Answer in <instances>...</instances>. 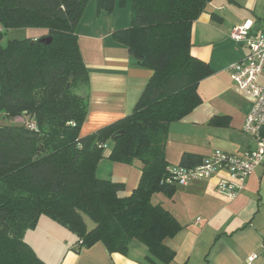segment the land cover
Wrapping results in <instances>:
<instances>
[{
  "label": "trees",
  "instance_id": "obj_1",
  "mask_svg": "<svg viewBox=\"0 0 264 264\" xmlns=\"http://www.w3.org/2000/svg\"><path fill=\"white\" fill-rule=\"evenodd\" d=\"M210 1L97 0L98 11L109 13L116 3L130 2V26L112 36L153 75L130 115L82 136L90 77L76 28L89 0H0V114L24 116L37 125H0V264H47L25 240L42 215L76 233L80 246L102 241L110 253L130 256L138 241L147 248L139 260L143 264H169L175 258L165 240L182 225L152 197L175 194L165 154L170 126L202 102L199 84L215 72L191 52L193 23ZM14 28L46 34L4 45L6 32ZM46 36L50 43L41 41ZM105 157L140 166L131 195L119 196L121 184L97 175ZM202 159L185 153L180 164ZM77 210L98 228L88 233Z\"/></svg>",
  "mask_w": 264,
  "mask_h": 264
},
{
  "label": "crops",
  "instance_id": "obj_2",
  "mask_svg": "<svg viewBox=\"0 0 264 264\" xmlns=\"http://www.w3.org/2000/svg\"><path fill=\"white\" fill-rule=\"evenodd\" d=\"M249 22L252 34L264 33V0H211L192 27L194 56L215 70L199 84L202 102L184 118L171 124L165 154L171 165L180 164L185 153L205 157L215 149L240 153L256 147L243 131L252 98L236 85L229 66L248 53L238 42L236 59L221 63V45L230 31ZM131 24L130 2L118 3L112 13L98 11L97 0H89L76 33L83 60L88 68L89 110L81 135L90 134L130 115L141 98L153 71L136 64L129 48L112 33ZM38 35V34H37ZM34 35V36H37ZM232 39V38H231ZM110 151L107 148L106 154ZM140 166L115 162L105 157L97 175L122 185L118 194L131 195L138 186ZM227 177L221 171L210 178L186 186H176L172 197L155 193L153 203L170 210L182 225L181 231L165 243L175 250L169 264H264V163L250 174L244 188L233 198L216 190ZM25 240L47 264H143L147 248L134 241L130 256L110 253L99 241L80 246L78 236L66 226L42 215ZM257 253L255 260L248 257Z\"/></svg>",
  "mask_w": 264,
  "mask_h": 264
},
{
  "label": "built area",
  "instance_id": "obj_3",
  "mask_svg": "<svg viewBox=\"0 0 264 264\" xmlns=\"http://www.w3.org/2000/svg\"><path fill=\"white\" fill-rule=\"evenodd\" d=\"M229 36L248 48L244 58L229 66V72L240 90L253 100L243 131L253 137L256 147L236 154L215 149L195 165H171L167 180L174 185L186 186L225 171L227 177L218 181L216 190L233 198L244 188L252 171L264 163V33L252 34L251 24L247 22L234 27ZM24 123L31 129L37 128L33 119H27ZM262 247L264 248V241ZM257 256V253L251 254L248 262L255 260Z\"/></svg>",
  "mask_w": 264,
  "mask_h": 264
},
{
  "label": "rangeland",
  "instance_id": "obj_4",
  "mask_svg": "<svg viewBox=\"0 0 264 264\" xmlns=\"http://www.w3.org/2000/svg\"><path fill=\"white\" fill-rule=\"evenodd\" d=\"M42 34H46V31L43 29H39V28H14L6 32L2 43L5 45L7 41L10 39H23V38L31 37L34 35L40 36ZM226 39L227 40L221 45L222 52L220 55V60L222 64L235 60L236 55L238 54L236 51V48H237L236 46H241L240 44H238V42L231 39L230 36H228ZM82 87L83 88H80V89H82L83 91L86 90L85 86H82ZM78 89L79 87H74V90H78ZM22 117L21 118L16 117L13 119V118L5 117L4 114H0V125L23 124L27 119L24 116ZM132 251L133 253L138 254L137 250L131 249L130 252Z\"/></svg>",
  "mask_w": 264,
  "mask_h": 264
},
{
  "label": "water",
  "instance_id": "obj_5",
  "mask_svg": "<svg viewBox=\"0 0 264 264\" xmlns=\"http://www.w3.org/2000/svg\"><path fill=\"white\" fill-rule=\"evenodd\" d=\"M41 41L42 42H45V43H50L52 41V37H43L41 38ZM73 79V75H71L70 77V82L68 84V88L70 87V84H71V81ZM124 131H120V133H123ZM77 213L81 216V218L83 219L85 225H86V228H87V232L88 233H91L93 232L94 230H96L99 226V223H97L90 215H88L86 212H84L83 210H77Z\"/></svg>",
  "mask_w": 264,
  "mask_h": 264
}]
</instances>
